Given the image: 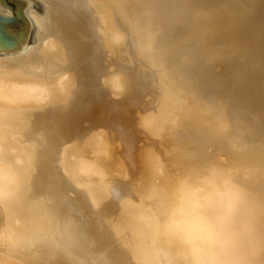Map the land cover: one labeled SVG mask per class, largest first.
I'll return each instance as SVG.
<instances>
[{"label": "bare ground", "instance_id": "1", "mask_svg": "<svg viewBox=\"0 0 264 264\" xmlns=\"http://www.w3.org/2000/svg\"><path fill=\"white\" fill-rule=\"evenodd\" d=\"M38 1L0 48V264H264V0Z\"/></svg>", "mask_w": 264, "mask_h": 264}, {"label": "water", "instance_id": "2", "mask_svg": "<svg viewBox=\"0 0 264 264\" xmlns=\"http://www.w3.org/2000/svg\"><path fill=\"white\" fill-rule=\"evenodd\" d=\"M12 14L0 10V48L18 49L27 40L29 19L24 15L27 0H1Z\"/></svg>", "mask_w": 264, "mask_h": 264}, {"label": "rangeland", "instance_id": "3", "mask_svg": "<svg viewBox=\"0 0 264 264\" xmlns=\"http://www.w3.org/2000/svg\"><path fill=\"white\" fill-rule=\"evenodd\" d=\"M28 3H29V4L27 5V7L30 6V8H32V9L38 11V12H40V11L42 10V8H41V4H40V2H39L38 0H37V1H36V0H28ZM34 3H35V4H34ZM188 29L191 30V27H188ZM108 61H109V60H108ZM108 64H109V62H108ZM110 64L114 67L113 63H110ZM110 64H109V65H110ZM109 65H108V66H109ZM112 66H111V67H112ZM74 73H75V72H74ZM75 76H77V78H78V74L76 75V73H75ZM187 100L189 101V102H187L188 105H190V103L192 104V100H193L192 98L187 97ZM115 102H116V101H115ZM115 102L113 101V102H112V103H113L112 105L109 104V106H110V105L112 106L114 112H116V111L114 110V109H115L114 107H115V105H116V103H117V102H116V103H115ZM117 105H118V104H117ZM194 105H195V104H194V102H193L192 106H191V105H190V106L195 108L197 105H195V106H194ZM109 106L107 105V107H106V105L104 106V105L102 104V105L100 106V109H99V106H97V108H98L97 110H98V111L95 109V112H94V113H96V114H94V116H96L98 119H97L96 117H94V118H96L97 121L99 120L100 122H101V121L104 122V121H106L107 119L111 118V117H112L111 115H114V114H115V113L112 111V109H110L111 106H110L109 109L113 112V114L110 112V110H107V112H104V111H106V109H108ZM113 106H114V107H113ZM190 106H189V107H190ZM101 107H102V108H101ZM104 107H106V109H105ZM194 108H192V109H194ZM196 108H197L198 111H200V113H201V110H199L198 106H197ZM196 108H195L194 110H196V112H198ZM101 109H102V110H101ZM190 110H191V108H190ZM194 110H192V111H194ZM101 111L104 112V113H101ZM192 111H191V112H192ZM97 112H98V114H97ZM99 112H100V113H99ZM105 113H106L107 115H105ZM109 113H110V114H109ZM198 113H199V112H198ZM108 114H109L110 116H109ZM99 116H100L101 118H99ZM106 116H107V117H106ZM108 116H109V118H108ZM211 116H212V115H211ZM104 117H105L106 120L104 119ZM212 117H213V116H212ZM94 120H95V119H94ZM211 120H213V118H212ZM211 120H209V123H211ZM95 121H96V120H95ZM214 121H215V118H214ZM214 121H213V122H214ZM143 140H144V142H146V140H148V139L144 138ZM143 140H141L142 143H144ZM163 141H164V140H163ZM163 141H161V142H160V141H157V143L160 142L159 144H160L161 146H163V145L165 146L167 142H163ZM152 142H153V141H152ZM159 144H158V145H159ZM164 146H163V147H164ZM206 153L209 154V155H212L214 159H217V160H219V161H226V160L228 159L227 156L224 154L223 151H221V150H219V149H217V148L214 149V147H210V148L207 150ZM168 157H169V156H167V159H168ZM162 158L166 159L165 156L162 157ZM211 160H212V158L209 159V161L206 160V161H208V162L205 161V163H203L202 168H203L204 165H205V168H203V169L201 168L203 171H204V169L207 170L208 166H210V162H211ZM160 161H163V163L167 162L166 160H165V162H164L163 159H160V160L158 161V163H159L158 165L160 166V168H158V170L163 168V167L161 168L162 163H161ZM160 163H161V164H160ZM163 166H165V164H164ZM206 170H205V171H206ZM160 171H161V170H160Z\"/></svg>", "mask_w": 264, "mask_h": 264}]
</instances>
